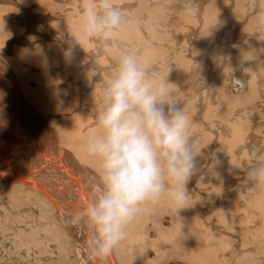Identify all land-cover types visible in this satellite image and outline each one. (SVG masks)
I'll use <instances>...</instances> for the list:
<instances>
[{
	"label": "bare ground",
	"instance_id": "bare-ground-1",
	"mask_svg": "<svg viewBox=\"0 0 264 264\" xmlns=\"http://www.w3.org/2000/svg\"><path fill=\"white\" fill-rule=\"evenodd\" d=\"M46 1V3L51 5L50 7L46 5L49 8L45 6L47 9L37 8L32 10L14 8V6H19V8H21V0H0V172L2 173L0 175V183L2 186L3 184L6 186L12 185L16 188L19 187L21 189L28 190L27 192L29 195L30 192L34 195H38V198H41L44 200L43 202H46L50 207H52L56 218L58 217L60 219V224L63 223L66 226L67 231L74 232L73 229H76L77 226H81L80 230L83 231L82 233L80 232L81 236L75 233L79 236V238L75 237L76 240L74 239L78 245L79 253L84 255L83 252L86 251L85 256L89 258V261H87L88 263L85 262L86 264H102L101 259L97 257L92 248L94 243L93 234L95 232V228L89 221L84 209L94 199L98 198L99 194L102 192L104 188V181L100 177L95 176V173L100 171V173L104 176V169L102 159L99 156L89 154L88 145L90 140L99 139L106 135L105 129L99 124L98 114L102 113L109 103L106 89L112 80L118 75L119 66L122 60L117 58L116 60L111 56L113 55L115 57L117 55L115 49L110 48L108 50V47H104L103 45L102 47L104 50L100 49V51H103V55H105L104 57L110 61L109 63L111 65L109 63H104V61L98 62L97 58L95 59L94 57H91L93 53L90 52V50L87 52H90L89 55H91L84 63L81 64L77 62L78 60L76 57L79 56V52L81 50H84V52L86 51L84 49L86 46H84L83 43L89 44L92 42L91 40H93L91 39L92 37L99 35L102 30H107L112 27V25H109L104 28L100 24L98 27V24H95L92 27V30L89 31L87 27L89 22L88 12L91 11L90 9L92 7L93 0H80L79 2L67 0L68 2L66 5H63V0V3L58 2L57 0ZM71 1L73 3H71ZM101 1L105 3L108 0ZM115 1L117 0H109V2L112 3H116ZM132 1L140 4L142 0ZM257 1L259 0H254V3H256V9H264V7H261ZM40 2H43V0ZM153 2L157 3L161 9H137L136 12L139 13V10V14L143 17L140 22L141 25L139 24L140 27L136 29L137 33L130 34L129 31V37L127 38L122 37L119 32L114 33L115 47H118L125 52H129L133 48L127 45L129 44L127 40L130 38L132 41L140 44V52L144 47L154 43L158 32L162 30L165 45L170 47V51L166 53L164 58L162 57L159 64H156L152 70L149 69L150 67H146V64L148 65L151 61V55L157 56L158 58L161 57L162 52L158 51L159 49L157 50L155 45H153V48L155 49L153 53L148 52L145 57H139L137 55V59L135 60L137 61L138 66L145 71L146 75L151 77L153 85L166 84L172 98L177 100L178 106L184 109L190 118V105H186L188 100L183 103V98H188L186 94L188 92L183 90V88H177V81L175 79V75L179 68L183 67L184 71L187 72L186 68L189 66L187 52L185 53V51L179 46V39L182 38L185 40L188 38L189 40L190 38L189 36H186V33L181 32L182 30H178L176 31V42L166 43L167 40H165L166 35L173 37L175 34L172 25L176 19H171L172 17L170 18V16L174 14V12L187 10L185 9L187 1L154 0ZM173 3H175V5L179 4V8L175 10L170 9L174 5ZM38 4L44 7L42 3ZM229 5L230 4H227L225 7L227 6L228 9H231L228 7ZM27 6H29V4H27ZM64 6H67L70 9L72 8V10L62 9ZM80 7H82L81 10L84 12V15L79 18L78 9H80ZM30 14H34L35 18H32ZM57 14L58 16H56ZM151 15L153 16V20H151L150 23L148 22L150 20L148 18L151 17ZM222 15H225V10ZM105 16V12H101L98 17V21ZM247 16H249V14ZM51 20H56L55 22H60V24L55 25L52 23L53 21L50 22ZM146 25H152V29L156 32V34L150 32L151 29H147ZM37 27L38 30L35 29ZM129 27L130 29L133 28L132 25ZM99 29L101 30L99 31ZM252 29V32H255V29ZM60 30L64 32L57 35L61 32ZM35 31L39 32L38 35ZM54 36L56 40L54 39V42L50 41ZM36 39L38 40L36 41ZM103 40L104 39H102V42ZM105 40H107V37ZM251 40L252 39H249L248 42ZM110 41L112 40L110 39ZM148 42L152 43L148 44ZM157 43L163 44L164 42L158 41L156 44ZM248 44L249 48L251 47L256 49L259 43L258 41H251ZM93 45L95 47L98 44ZM182 50L183 54H181ZM244 50H246L245 47ZM261 51L262 53L260 52L261 54H258L252 50L253 54L249 55V58L256 61H262L264 50L262 49ZM4 53L13 58L5 57ZM175 53L179 60L174 58ZM82 61L83 60H81V62ZM172 63L175 66L172 69L173 71H170L168 67H170V64ZM164 69L165 72L162 74L154 73L156 71L161 72ZM167 70L169 73L166 72ZM240 74L235 73V75L231 78V82H235V86H231L230 89H233L235 92L240 88H245L249 85L248 74L245 72H241ZM260 79H263V75L259 77V80ZM201 86L203 87V85ZM201 88L199 89L201 90ZM259 91L261 92V90ZM239 92H241V90H239L238 93ZM212 93L214 95L215 92ZM15 99L18 102H16ZM35 100L39 103V106L34 102ZM203 100L205 103L208 102L205 101V99ZM200 105L193 106L197 109ZM203 105L205 108V104ZM34 109H36V111ZM41 111L46 114L44 119L41 114L38 113ZM51 111L54 114L50 113ZM198 112L199 114L200 112L202 113V111L199 110ZM199 114L197 113V115ZM202 115L200 114V116ZM50 116H55V123L51 121ZM200 119H202V117ZM199 122H201V120ZM51 123L56 127V129L51 125ZM43 124H45L47 131V127L51 128L49 133L46 132L44 134V130L38 128ZM198 124L196 126H198ZM36 125H38V127ZM192 128L189 127L188 132L191 143L193 142L191 138L193 135ZM38 132L42 133H40L41 136H39ZM198 135L201 136L203 134L197 133V136ZM35 136L38 137L36 138ZM196 141L199 143L198 146L196 145V147L194 146L193 148L196 153L195 169L187 184L189 196L186 203L178 206L169 200L167 191L175 185L171 177H169L165 172L162 175V182L165 185V189L160 193L159 199L155 201L149 199L140 205V213L126 229L127 238L117 247L121 257H123L125 261L124 264H162L164 261L168 263L170 259L173 260L174 258L183 262H185V259H195L194 262L196 264H221L224 263L223 261L226 259V256H231L229 251H227L226 255H224L223 249L218 247L220 245V241L225 239V237L217 233H227L226 236L229 239L230 237L236 238L237 236L233 235V233L238 234L236 232L238 228L235 227L233 231L228 230L221 225L220 220L215 217H210V213L205 207L206 200H204L201 195L203 189V174H205L203 173V168L201 166V157L204 156L206 151V153H208V150H205V152L203 150V137H199V140ZM207 142L204 143L207 144ZM195 144L196 143L194 142L192 145ZM67 147L71 148L74 153L68 150ZM251 147L253 148V146ZM255 152H257V150ZM86 163L93 166L95 169L87 167V165H85ZM80 165H83L81 166V170L76 168ZM260 166L263 168L262 164ZM8 172L13 178L5 177ZM249 172L250 171L246 173L250 174L252 171L250 173ZM252 174H254V172ZM15 175L24 177L26 181L24 182L23 180L16 178L17 176ZM250 176L252 175L250 174ZM66 181L70 183V189H65L64 191L61 189L63 192L59 191L60 188L67 186L66 184L68 183H66ZM77 181H81L83 186L80 182L77 184ZM214 182L216 181H213V183ZM237 182L238 181L234 179L232 186H238L239 183ZM257 186L258 185H256V187ZM55 189H58V192H56ZM230 193L231 192H229V194ZM9 194H11V192ZM13 194L9 197L14 201V199H12ZM232 194L233 193H231V195ZM246 194H250V192H246ZM257 194L259 195V193ZM250 195L252 196V194ZM263 195L260 196L263 198ZM61 197H66V199H62ZM205 198H207V196ZM60 200L63 202L61 203ZM26 202L28 203L30 201L28 200ZM240 205L245 206V208L242 207L241 212L238 211L236 213L237 218H241L240 216L246 215L247 212L249 214L254 207L252 203L240 202ZM55 208L61 213L62 218L63 216H67L66 221L61 223V218L56 214ZM261 209H264V204ZM30 210L35 214L41 213V217H44L46 213L44 208L36 205H32ZM253 214H255V216L257 215V213ZM165 216L170 217V224H168L169 226L167 227L162 226ZM219 217L221 218V216ZM260 223L263 227L264 217H258L254 222L255 225H259ZM58 224L59 223H57V225ZM50 229L52 228L50 227ZM151 229H154L157 232V235L154 236V233L152 231L150 232ZM32 230L33 229H31V231ZM245 231H250V229L247 228ZM55 235L53 237H56ZM33 237L34 236L32 235L31 238ZM212 239H214V241H212ZM64 240L60 239V241ZM69 240L71 242V239ZM209 245L212 250L208 248ZM26 246L27 256L33 252L35 255L37 254L38 249L33 247L30 242L28 245L26 244ZM149 248H152L155 251V255L153 257L152 255L154 251H149ZM57 252L59 251L57 250ZM149 254L152 258L148 256ZM186 262H188V260ZM169 263H171V261ZM242 263L243 262H240V264ZM107 264H119L114 252L109 258Z\"/></svg>",
	"mask_w": 264,
	"mask_h": 264
},
{
	"label": "rangeland",
	"instance_id": "rangeland-1",
	"mask_svg": "<svg viewBox=\"0 0 264 264\" xmlns=\"http://www.w3.org/2000/svg\"><path fill=\"white\" fill-rule=\"evenodd\" d=\"M40 1L42 0H21V8H19V6H14V8L33 10L37 8L47 9L51 6L46 3V0H43V2ZM57 1L61 3L64 2L63 5H66L68 2L67 0H63V2L62 0ZM72 1L79 2L80 0ZM72 1L71 3H73ZM120 1L121 0H117L115 1L116 3L109 2V0L105 3L101 0L92 1V7L90 9L91 11H89L88 13L94 16L97 21L101 12H105V14H107L113 8L120 14L121 19L119 23L112 25L111 28L102 30L99 35L94 34L95 37L91 38L93 40H91L92 42H90L89 44L83 43L84 46H86V48H84L86 51L84 52V50H81L79 52V56L76 57V59L78 60L77 62L81 64L84 63L91 55H89V53L92 52L93 55H91V57H94L95 59L97 58L98 62L104 61V63L106 64L109 63L110 61L104 57L105 55H103V51H100V49L104 50V48L102 47L103 45L104 47H108V50L110 48L115 49L117 55L115 57L113 55L111 56L114 59L117 58L120 60H123L128 56L134 57L135 59H137V55L139 57H145L148 52H154L155 49L153 48V45H155L157 50L159 49L158 51H161L162 53L161 57L159 58L157 56L151 55V61L148 65L146 64V67H150L149 69L152 70L156 64H159L162 57L164 58L166 56V53L170 51V47L165 45L162 30L158 32L154 43L148 42V44H152L144 47L142 51H140L141 53L139 52L140 44L138 42L132 41L130 38L127 40V42L129 43L127 45L133 48L129 52H125L124 50L115 47L116 44L114 40V33L119 32L122 37L126 38L129 37V31L130 34H136V29L140 27V22L142 20L141 18H143L142 15L139 14L140 11L138 10L139 13H137L136 10L161 8L157 3L153 2L154 0H142L140 4H137L132 0ZM186 1L187 3L185 9L187 10L174 12V14H172L171 16L169 15L170 18L172 17L171 19H176L172 25L175 34L173 37L166 35L165 40H167L166 43L176 42V31L178 30H182L181 32L186 33V36H189L190 38L189 40L188 38H186L185 40H183L182 38L179 39V46L185 51V53L187 52L189 66L186 68L187 72L184 71L183 67L179 68L175 75V79L177 81L176 87L183 88V90L188 92L186 93L188 98H183V103L188 100L186 102V105H190L189 109H191L190 127L196 128H192L193 135L190 134L192 135V144H194V142L196 143L195 145H193V148L194 146L196 147V145L198 146L199 142H197L196 140H199V137H203L204 142H207L208 139L207 144H205L204 142L202 144V146L204 147V152L205 150H208V153H206V151L204 156L201 157V166L203 168V173L206 174H203V189L201 195L202 198L206 200L205 207L210 213V217H215L216 219L220 220L221 225H223L230 231H233L235 227L238 228L236 230L238 234L233 233V235L237 236L236 238L230 237L229 239L226 236L227 233H217L225 237V239L221 241L219 240L220 245L218 247L223 249L224 255H226L227 251H229L231 254L230 257L226 256V259L223 261L224 263L221 264H240V262H243L242 264H264V225L263 227L261 226L262 222L259 225L254 224L258 217H264V209H261L264 204V156L259 155V153L264 152V56L262 61H256L252 58H249V55H252L253 52L261 54V50H264V9H256V3H254V0ZM257 2L259 3V5H261V7H264V0H259ZM38 3H42L44 7H42ZM27 4H29V6H27ZM173 4L174 5L170 9L175 10L179 8V4ZM227 4H230L228 7H230L231 9H228L227 6L225 7V5ZM46 5H48L49 7ZM66 7L64 6L62 9L72 10V8L70 9ZM81 9L82 7L78 9L79 18L84 15V12ZM224 10L225 15H222ZM248 14L249 16H247ZM30 16L32 18H35L34 14H30ZM56 16H58V14ZM152 18L153 16L151 15V17L148 18L150 20L147 21L150 22L151 20H153ZM52 21L53 20H51L50 22ZM55 21L56 20H54L52 23H54L55 25L60 24V22ZM97 24L96 25L99 27V23ZM131 25L133 26V28L130 29L129 26ZM147 25L146 28L151 29L150 32L156 34V32H154L152 29V25ZM252 28L255 29V32H252ZM35 29L38 30V27ZM248 29H250L251 31ZM100 30L101 29H99V31ZM62 32L64 31L59 32L57 35L61 34ZM36 33L38 35L39 32ZM106 37L107 40H105ZM54 39L56 40L55 36L50 41L54 42ZM102 39H104L106 42L104 40L102 42ZM110 39L112 41H110ZM249 39H252V42L258 41L259 44L257 45L256 49L251 47L249 48L248 43L251 42H248ZM37 40L38 39H36V41ZM158 41H163L164 43L156 44V42ZM93 44L98 45L94 47ZM243 46L246 50H244ZM88 50H90V52H87ZM183 50L181 54H183ZM85 53L88 55H86ZM4 56L13 58L7 56L6 54ZM174 58L179 60L176 53ZM81 60L83 61L81 62ZM174 66L175 65L172 63L170 64V67H168V69H170V71H173L172 69ZM163 72H165V69L161 72L156 71L154 73L162 74ZM166 72L169 73L168 70ZM241 72H245L248 74L249 85H247L245 88H240L239 90H241V92L238 93V91H236L238 93L237 94L235 91H233V89H230L231 86L233 87V85H235V82H231V78L235 75V73L240 74ZM262 75L263 79L259 80V77H261ZM204 81L206 84L204 83ZM201 85H203V87ZM199 88H201L202 91ZM259 90H261V92ZM212 92H215L214 95ZM203 99H205V101H208L206 102L207 104L203 102ZM15 101L18 102L16 99ZM34 102L39 106V103L36 100ZM203 104H205V108ZM193 105H200V107H197V109L199 111H202V113L200 112L201 115L203 114V111L204 114L200 116L198 110ZM194 108L199 115H197V113L194 111ZM34 110L36 111V109ZM42 112L43 111L38 113H40L42 118L44 119L46 114ZM50 113H52V111ZM195 113L197 116H194ZM199 116L200 118L202 117L204 121L200 119ZM50 119L53 123H55V116H50ZM200 120L202 123L199 122ZM196 121H198L199 124ZM197 124L198 126H196ZM51 125L54 126L52 123ZM36 126L38 127V125ZM38 128L43 129L44 134L46 132L49 133V130L51 129L47 127V131L45 124L41 125V127ZM40 133L41 132H38L39 136H41L42 134ZM197 133L203 134L204 136H197ZM35 137L37 138L38 136ZM251 146H253V148ZM255 147L258 149H256ZM67 148L68 150L73 152L71 148ZM256 150L257 152H255ZM261 164L263 165V168L262 166H260ZM85 165H87V167L91 169H95L93 166L88 165L87 163ZM258 165L262 169L259 168ZM81 166L83 165L77 167L81 168ZM252 168L261 169V171L258 174H255V172L254 174H252ZM248 171H252L251 173L249 172L252 176L246 173ZM98 173L102 177H104L100 173V171H98ZM98 173H95V176H98L103 180V178ZM256 175L259 176L257 177ZM234 179L238 181V186H232ZM213 181L216 182L213 183ZM78 182H80V184L82 185L81 181H77L76 183L78 184ZM66 183H68L66 184L67 186L60 188L59 191L70 189V183L67 181ZM4 185L5 184H3L2 186V184L0 183V193L2 192L0 194V264H86L85 262L89 261V258L85 256L86 251L83 250L84 255H82V253L80 254L78 245L75 242V237L79 238V236H81V233L83 232L80 230L81 226H77L76 229H73L74 232L67 231L66 226L62 223L63 221H66L67 216H63L62 218L61 213L55 208L56 214L61 218V223L63 224L62 225L60 224V219L58 217L56 218L52 207H50L46 202H43L44 200H42L41 198H38V195H34L31 192L29 195V193L27 192L28 190H24L19 187H17V189L12 185ZM250 185L252 186V188ZM256 185H258L257 187H260L257 188ZM228 191L233 194H229ZM10 192L11 194H9ZM246 192H250L252 196L250 194H246ZM257 193H259V195ZM12 194V199H14V201L9 197ZM260 195H263V198ZM206 196L207 198H205ZM61 198L66 199V197ZM28 200L30 202L27 203L26 201ZM40 200L42 204L40 203ZM60 202L62 203L63 201L60 200ZM240 202L252 203L254 207L249 214L247 212L246 215H242L243 217L240 216L241 218H237L236 213L238 211L241 212L242 207L245 208V206L240 205ZM32 205L41 206L42 208H44L46 212L45 216L41 217V213L35 214L33 211H31L30 207ZM253 213H257V215L255 216V214ZM219 216H221V218ZM164 219L165 220H163L162 226H169L168 224H170V217L165 216ZM40 222L45 223L41 224ZM57 223L59 224L57 225ZM49 226L52 229H50ZM247 228H249L250 231H245L247 230ZM31 229L33 230L31 231ZM151 231L154 233V236L157 235V232L154 229H151L150 232ZM75 233H77L79 236ZM32 235L34 236L33 238H31ZM54 235L56 237H53ZM60 239L65 240L60 241ZM69 239H71V242ZM212 241H214V239H212ZM29 242L33 247H36L38 249V255H35V253L33 252L34 255L33 253H31L27 256L26 244L28 245ZM208 248L212 250L210 245L208 246ZM57 250L59 252H57ZM149 251L154 250L152 248H149ZM114 253L119 264H124L125 261L123 257H121L118 248L115 249ZM154 255L155 251L153 252L152 257ZM148 256L152 258L150 254ZM187 260L188 262H186ZM194 260L195 259H185V262H183L180 260L178 261L176 258H174L173 260L170 259L168 263L164 261L162 264H196ZM170 261L171 263H169Z\"/></svg>",
	"mask_w": 264,
	"mask_h": 264
},
{
	"label": "clouds",
	"instance_id": "clouds-1",
	"mask_svg": "<svg viewBox=\"0 0 264 264\" xmlns=\"http://www.w3.org/2000/svg\"><path fill=\"white\" fill-rule=\"evenodd\" d=\"M88 15L89 31L97 23L106 28L121 19L114 8L99 21ZM106 94L109 103L98 114L106 135L88 145L89 154L103 161L104 188L84 209L95 228L93 251L102 264L127 238L126 229L140 213V205L159 199L165 172L175 185L167 191L169 200L178 206L186 203L196 156L188 135L189 116L166 84H152L135 58L121 61Z\"/></svg>",
	"mask_w": 264,
	"mask_h": 264
},
{
	"label": "water",
	"instance_id": "water-1",
	"mask_svg": "<svg viewBox=\"0 0 264 264\" xmlns=\"http://www.w3.org/2000/svg\"><path fill=\"white\" fill-rule=\"evenodd\" d=\"M2 173L0 172V175H1ZM15 176H17L16 178H18V179H20V180H23L24 182L26 181V179L24 178V177H20V175H15ZM5 177H7V178H13L12 176H11V174H9V172H8V174L5 176Z\"/></svg>",
	"mask_w": 264,
	"mask_h": 264
},
{
	"label": "crops",
	"instance_id": "crops-1",
	"mask_svg": "<svg viewBox=\"0 0 264 264\" xmlns=\"http://www.w3.org/2000/svg\"><path fill=\"white\" fill-rule=\"evenodd\" d=\"M233 86H235V85H233ZM239 91V90H238ZM237 93V92H236ZM76 168H79V167H76ZM80 170H81V168H79ZM55 191H57V189H55ZM79 196V195H78ZM80 197V196H79Z\"/></svg>",
	"mask_w": 264,
	"mask_h": 264
}]
</instances>
